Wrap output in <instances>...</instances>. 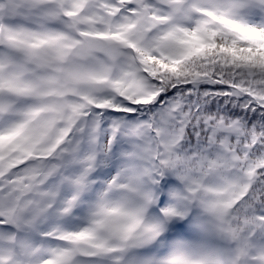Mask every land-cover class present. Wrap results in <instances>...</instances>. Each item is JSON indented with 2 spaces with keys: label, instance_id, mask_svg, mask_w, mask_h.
<instances>
[{
  "label": "snow or ice",
  "instance_id": "6c2138e0",
  "mask_svg": "<svg viewBox=\"0 0 264 264\" xmlns=\"http://www.w3.org/2000/svg\"><path fill=\"white\" fill-rule=\"evenodd\" d=\"M0 264H264V0H0Z\"/></svg>",
  "mask_w": 264,
  "mask_h": 264
}]
</instances>
